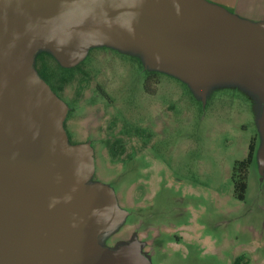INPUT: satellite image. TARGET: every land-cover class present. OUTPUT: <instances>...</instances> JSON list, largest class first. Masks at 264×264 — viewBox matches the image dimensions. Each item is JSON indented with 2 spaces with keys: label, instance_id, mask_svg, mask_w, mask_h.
Instances as JSON below:
<instances>
[{
  "label": "water",
  "instance_id": "obj_1",
  "mask_svg": "<svg viewBox=\"0 0 264 264\" xmlns=\"http://www.w3.org/2000/svg\"><path fill=\"white\" fill-rule=\"evenodd\" d=\"M101 46L136 51L198 96L236 80L264 104V22L206 0H0V264H150L137 242L100 247L126 212L89 184L93 149L68 143V108L33 67L39 51L70 69ZM259 127L262 171L264 109Z\"/></svg>",
  "mask_w": 264,
  "mask_h": 264
},
{
  "label": "rangeland",
  "instance_id": "obj_2",
  "mask_svg": "<svg viewBox=\"0 0 264 264\" xmlns=\"http://www.w3.org/2000/svg\"><path fill=\"white\" fill-rule=\"evenodd\" d=\"M48 65L52 83L64 82L65 132L73 145L90 143L93 149L89 184L111 188L126 216L144 206L148 222L158 227L150 264H264V168L258 160L264 104L258 93L223 80L201 97L158 71V83H149L146 72L152 70L139 53L105 46L89 49L66 71ZM252 139L255 156L239 201L233 168L246 158ZM134 220L125 217L101 234L100 247L137 242L140 248L138 225L129 226Z\"/></svg>",
  "mask_w": 264,
  "mask_h": 264
},
{
  "label": "trees",
  "instance_id": "obj_3",
  "mask_svg": "<svg viewBox=\"0 0 264 264\" xmlns=\"http://www.w3.org/2000/svg\"><path fill=\"white\" fill-rule=\"evenodd\" d=\"M49 61H52L55 65H57V67L59 69H61L63 71L68 70V69L62 68L59 65V63L55 60V58L52 56V54L49 53L48 51H39L35 55L33 67H34L35 71L37 72L38 76L41 79H43L47 83V85L50 87V89L53 91V93L56 96H58L60 89H62V87L64 86V82L62 84V81L57 79L56 80V83H57L56 86L52 83L53 79H51L50 73L48 70L49 69V65H48ZM156 74H157V72H155V71H147L146 72V75H147L146 82H149V83L154 82V84H157L158 81H156V83H155V81L150 78V76H154ZM144 88L146 91L148 90V89H146L147 86L146 87L144 86ZM255 150H256L255 140L252 139L250 141V144L248 147V153H247L246 158L242 161L236 162L235 166L233 168L232 179H233V186H234V194H235V197L237 198V200H239V201H244V199H245V193L247 190L248 169L254 160ZM111 154H112V156L115 157V152L113 150H112ZM234 264H239V259H237Z\"/></svg>",
  "mask_w": 264,
  "mask_h": 264
},
{
  "label": "flooded vegetation",
  "instance_id": "obj_4",
  "mask_svg": "<svg viewBox=\"0 0 264 264\" xmlns=\"http://www.w3.org/2000/svg\"><path fill=\"white\" fill-rule=\"evenodd\" d=\"M150 78L152 80H154L155 83H156V81H159V80L156 79L155 76H150ZM57 97L58 98H61L60 93H59V95ZM129 130L130 131L126 134V136H127L126 137V141H130L131 140L130 139L131 128ZM138 130H139V127L138 126H135L134 132H135L136 135H137V131ZM66 134H67V138H68V143L70 145H73L71 143V138H70V136H69V134H68L67 131H66ZM130 155L131 154H129V156ZM143 199H141V200H143ZM144 211H145L144 210V206H141L140 207V210L139 209H136V210H131V212H128L126 218L134 215L135 220L129 226L130 227H133L134 225H138L137 230L140 233V235L143 236L142 239H140L141 240V242H140V249H141V252H143L145 254L146 258H148V254L150 253L149 250H151L155 246V244L157 242V239H158V237L160 235V231H159V229H158V227L156 225H153L150 222H148L147 218L145 217ZM149 221H151V220H149ZM134 238H137L136 237V234L133 235L131 239H134Z\"/></svg>",
  "mask_w": 264,
  "mask_h": 264
},
{
  "label": "crops",
  "instance_id": "obj_5",
  "mask_svg": "<svg viewBox=\"0 0 264 264\" xmlns=\"http://www.w3.org/2000/svg\"><path fill=\"white\" fill-rule=\"evenodd\" d=\"M252 23L264 22V0H206Z\"/></svg>",
  "mask_w": 264,
  "mask_h": 264
}]
</instances>
